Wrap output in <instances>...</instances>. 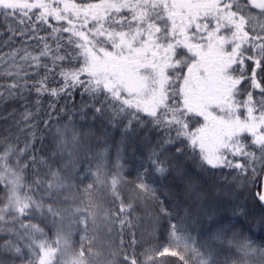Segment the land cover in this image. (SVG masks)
I'll return each mask as SVG.
<instances>
[{
  "label": "snow or ice",
  "instance_id": "6c2138e0",
  "mask_svg": "<svg viewBox=\"0 0 264 264\" xmlns=\"http://www.w3.org/2000/svg\"><path fill=\"white\" fill-rule=\"evenodd\" d=\"M0 28V105L23 109L0 113V264H264V243L231 224L193 235L179 200L207 196L182 160L236 187L264 174V0H0ZM89 118L122 125L114 163L106 131H81ZM138 130L147 151L125 196ZM173 174L169 208L154 179ZM150 200L148 235L162 216L167 242L138 256Z\"/></svg>",
  "mask_w": 264,
  "mask_h": 264
},
{
  "label": "trees",
  "instance_id": "16d2710c",
  "mask_svg": "<svg viewBox=\"0 0 264 264\" xmlns=\"http://www.w3.org/2000/svg\"><path fill=\"white\" fill-rule=\"evenodd\" d=\"M0 30L3 29L0 28ZM41 35H43V33H41ZM4 51H7V49H4ZM60 103L63 104L64 101L61 100ZM73 103L79 105L80 97L78 94L74 102H69V108L72 107ZM13 108L17 109L18 112L23 110L19 102H10L6 105H0V113L6 115L8 112H11ZM66 119L67 118L64 117L61 122H66ZM75 119L78 120L79 118L75 117ZM10 123L11 120H0V136L8 134L5 130L9 128ZM82 123L84 126L81 131L85 134L89 132V128H91L96 136H101L106 131L107 135L104 138H106L112 146L110 161L114 163L115 149L121 140L122 125L117 128H111L100 120L93 121L91 118ZM77 127L79 128L80 125L78 124ZM144 137L145 131L138 130L135 136L128 138L127 151L124 158V163L126 165L124 174L128 180V184L124 189L125 196L128 195V192L135 184L140 158L145 155L147 151ZM149 138L153 143H155L157 139L155 133H150ZM90 142L95 145V138ZM182 164L190 174L198 176L202 189L207 193L206 199L202 204L193 203L192 200L185 201L183 195L179 196L181 207H189L193 215L199 219V224L196 225L193 235H198L200 238H203L214 230L218 223L231 224L234 226V229L242 230L257 243H264V207L256 197L258 191H263L264 174H261V176L257 178L256 184H249L247 181H244L241 187H236V185L232 183L223 184L218 181L217 177H213L210 174L199 175V168L190 160H182ZM229 181H231V176H229ZM87 182L88 181H85V183ZM154 183L158 189L157 195L160 201H163L164 206L171 208L175 203L173 193L181 192L180 182L175 179L173 174L167 179L156 177ZM237 183H239V181ZM159 207V202L150 200L145 205H139L137 208V212L141 216L140 225L136 229V238L140 241V244L137 246L138 256L147 244L159 245L167 242L168 224L167 219L162 216L159 219V223L156 225L155 234L151 237L148 235L152 228V221L147 214L149 212L153 214L158 213ZM209 208L215 210L214 221H209L204 214L205 210ZM75 239L78 240L79 237L76 236ZM125 239H129L127 234L125 235ZM164 259H166L167 264H179L174 257L168 256Z\"/></svg>",
  "mask_w": 264,
  "mask_h": 264
},
{
  "label": "water",
  "instance_id": "95a60500",
  "mask_svg": "<svg viewBox=\"0 0 264 264\" xmlns=\"http://www.w3.org/2000/svg\"><path fill=\"white\" fill-rule=\"evenodd\" d=\"M263 191H264V183H263ZM263 207H264V205H263Z\"/></svg>",
  "mask_w": 264,
  "mask_h": 264
}]
</instances>
